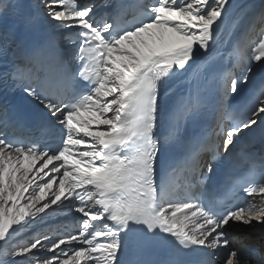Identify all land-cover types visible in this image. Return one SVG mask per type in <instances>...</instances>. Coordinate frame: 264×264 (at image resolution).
<instances>
[{
  "label": "snow or ice",
  "instance_id": "snow-or-ice-1",
  "mask_svg": "<svg viewBox=\"0 0 264 264\" xmlns=\"http://www.w3.org/2000/svg\"><path fill=\"white\" fill-rule=\"evenodd\" d=\"M245 11L0 0V264H264V155L223 180L264 123V30L246 57L219 47ZM56 213L75 230L33 228Z\"/></svg>",
  "mask_w": 264,
  "mask_h": 264
},
{
  "label": "bare ground",
  "instance_id": "bare-ground-1",
  "mask_svg": "<svg viewBox=\"0 0 264 264\" xmlns=\"http://www.w3.org/2000/svg\"><path fill=\"white\" fill-rule=\"evenodd\" d=\"M137 0H134L132 3H130V7H135ZM242 2L246 5V11L243 14H239L238 12L235 14L237 15V19L232 23V25L227 29L226 33L222 37L223 42L220 44L221 49H236L237 55L246 57L248 54V47L252 41H254L257 36L258 32L256 33V29L253 30L254 27H258V25H255V21L252 20V13L251 9L253 7V4L255 2L264 3V0H242ZM257 9V8H256ZM258 12V11H257ZM258 24V23H257ZM250 25H253L250 26ZM252 27V29H251ZM243 41V43H242ZM236 57H233V61L235 62ZM256 77L254 79H257L259 77V69H256ZM187 80H180L179 83L174 85V89L177 90L176 97L173 98L171 101L173 107L176 105V103L179 101L180 96L182 92L187 90ZM260 122L258 121L257 125L254 126L252 130L258 129L260 127ZM163 130V129H162ZM53 215V214H51ZM57 221L56 223L53 222H44L37 225H33V228L37 230V232H43L44 231H51L53 234L57 232V230L63 232L65 229L70 230L71 228L75 229V225L72 224V216H69L66 213H56ZM48 218V217H47ZM55 220V219H54ZM72 224V225H71ZM44 229H42L43 226ZM73 229V230H74ZM241 233L237 232L235 235H240ZM239 246V245H238Z\"/></svg>",
  "mask_w": 264,
  "mask_h": 264
},
{
  "label": "rangeland",
  "instance_id": "rangeland-1",
  "mask_svg": "<svg viewBox=\"0 0 264 264\" xmlns=\"http://www.w3.org/2000/svg\"><path fill=\"white\" fill-rule=\"evenodd\" d=\"M262 5H264V3H261L260 4V2H255L254 4H253V7H252V9H251V13L253 12H257L259 9H260V7L262 6ZM257 8V9H256ZM258 23V24H257ZM255 25H258V27H254L253 28V30H255L256 29V33L257 34H259V32L261 31V30H264V23H262L259 19L257 20V21H255ZM252 27H253V25H251ZM252 27H251V29H252ZM55 219V220H54ZM48 221H50V222H53V223H56V222H58L57 221V218H56V215H50V216H48V218L46 217L45 218V221L44 222H48ZM44 222H42V223H44ZM72 224L73 225H75V228H76V221H75V219L74 218H72ZM71 224V225H72ZM44 227H46L45 225L42 227V229H44ZM74 228H71L70 230H68V229H66V230H68V231H74L73 230ZM45 230V229H44ZM43 230V232H49V231H44ZM247 230H249V231H251V229H247ZM37 231V230H36ZM238 246V245H237ZM239 247V246H238Z\"/></svg>",
  "mask_w": 264,
  "mask_h": 264
}]
</instances>
